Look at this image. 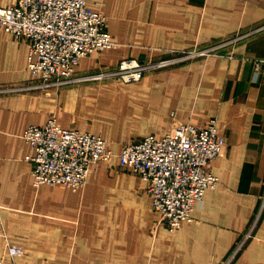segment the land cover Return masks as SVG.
<instances>
[{
	"label": "crops",
	"instance_id": "obj_1",
	"mask_svg": "<svg viewBox=\"0 0 264 264\" xmlns=\"http://www.w3.org/2000/svg\"><path fill=\"white\" fill-rule=\"evenodd\" d=\"M84 2L105 16L116 45L80 57L76 75L223 43L131 82L21 91L38 79L28 44L0 30V258L9 260L13 244L22 249L16 264H264V0ZM49 115L100 136L113 153L76 190L32 183L33 149L22 133ZM211 117L224 138L208 165L218 183L190 220L168 230L145 180L118 167L117 154L125 142L161 137L178 122L202 128Z\"/></svg>",
	"mask_w": 264,
	"mask_h": 264
},
{
	"label": "built area",
	"instance_id": "obj_2",
	"mask_svg": "<svg viewBox=\"0 0 264 264\" xmlns=\"http://www.w3.org/2000/svg\"><path fill=\"white\" fill-rule=\"evenodd\" d=\"M105 23V16L87 8L84 0H15L11 5L0 6V30L26 40L28 68L38 77L37 82L15 89L48 92L66 84L109 78L131 82L146 72L212 54L223 43L169 50L167 55L144 60L127 57L113 68L76 75L75 65L80 57L116 45ZM22 136L33 149L26 159L31 163L34 185L76 190L85 182L92 164L108 162L113 155L103 138L61 127L53 115L42 125H28ZM223 143L214 117L202 128L178 122L161 137L146 134L123 143L117 164L145 180V190L159 221L174 230L191 219V211L205 189L218 183L208 165L219 155ZM6 252L9 260L0 258V264H16L14 257L22 249L7 244Z\"/></svg>",
	"mask_w": 264,
	"mask_h": 264
}]
</instances>
